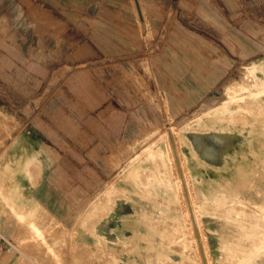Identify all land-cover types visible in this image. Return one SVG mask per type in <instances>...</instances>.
<instances>
[{"label": "crops", "instance_id": "crops-1", "mask_svg": "<svg viewBox=\"0 0 264 264\" xmlns=\"http://www.w3.org/2000/svg\"><path fill=\"white\" fill-rule=\"evenodd\" d=\"M137 3L0 0V63L31 86L18 115L38 171L26 194L59 220L170 118L212 105L236 67L264 57V0Z\"/></svg>", "mask_w": 264, "mask_h": 264}, {"label": "rangeland", "instance_id": "rangeland-1", "mask_svg": "<svg viewBox=\"0 0 264 264\" xmlns=\"http://www.w3.org/2000/svg\"><path fill=\"white\" fill-rule=\"evenodd\" d=\"M231 75L59 220L26 194L38 171L18 115L31 86L0 63V233L15 245L0 264H264V57Z\"/></svg>", "mask_w": 264, "mask_h": 264}, {"label": "bare ground", "instance_id": "bare-ground-1", "mask_svg": "<svg viewBox=\"0 0 264 264\" xmlns=\"http://www.w3.org/2000/svg\"><path fill=\"white\" fill-rule=\"evenodd\" d=\"M251 84H252V82H251ZM232 93V92H231ZM230 93V94H231ZM233 99H234V97H232ZM233 101H235V99L233 100ZM224 102V101H223ZM218 107H220V106H218ZM234 120V119H233ZM166 133L163 135V137H162V139L166 142V148H167V150H174L173 149V147H172V144L174 145L175 143H174V136L175 135H177V132L176 131H174L173 129H168L167 131H165ZM176 139V138H175ZM187 143H189V139H187ZM151 143H152V141H151ZM190 144V143H189ZM177 145V144H176ZM179 145V144H178ZM151 146V145H150ZM155 148L157 149V150H159V151H161V152H163V150H161V147L159 146V143H157L156 145H155ZM175 148V147H174ZM181 150V149H180ZM179 150V151H180ZM153 151V150H152ZM160 152V153H161ZM180 153V152H179ZM174 154H175V156H176V165H177V167H179V165H180V160H179V157H180V155H179V157L177 158V153H176V150H174ZM177 154V155H176ZM182 156V155H181ZM172 157V159H174L175 160V158H173V156H171ZM169 158H170V156H169ZM171 159V158H170ZM171 159V160H172ZM157 160V159H156ZM172 162V164H173V160L171 161ZM170 162V163H171ZM172 164H171V167H172ZM174 164H175V162H174ZM175 166V165H174ZM175 169H176V167H174V171H175ZM174 173V172H173ZM174 178V177H173ZM139 197V196H138ZM151 222V221H150Z\"/></svg>", "mask_w": 264, "mask_h": 264}, {"label": "built area", "instance_id": "built-area-1", "mask_svg": "<svg viewBox=\"0 0 264 264\" xmlns=\"http://www.w3.org/2000/svg\"><path fill=\"white\" fill-rule=\"evenodd\" d=\"M14 249V243L8 237L0 233V253H13Z\"/></svg>", "mask_w": 264, "mask_h": 264}, {"label": "water", "instance_id": "water-1", "mask_svg": "<svg viewBox=\"0 0 264 264\" xmlns=\"http://www.w3.org/2000/svg\"><path fill=\"white\" fill-rule=\"evenodd\" d=\"M135 2H136L137 6H138V9H139V4L137 3V0H135Z\"/></svg>", "mask_w": 264, "mask_h": 264}]
</instances>
